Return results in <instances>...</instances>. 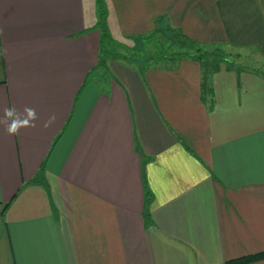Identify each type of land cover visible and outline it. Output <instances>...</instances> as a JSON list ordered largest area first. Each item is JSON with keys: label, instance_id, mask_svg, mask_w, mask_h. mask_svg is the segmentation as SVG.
I'll list each match as a JSON object with an SVG mask.
<instances>
[{"label": "crops", "instance_id": "obj_1", "mask_svg": "<svg viewBox=\"0 0 264 264\" xmlns=\"http://www.w3.org/2000/svg\"><path fill=\"white\" fill-rule=\"evenodd\" d=\"M93 2L0 0V264L264 251V0L105 1L122 40L168 30L236 50L208 76L190 57L98 70ZM13 121L27 124L10 136Z\"/></svg>", "mask_w": 264, "mask_h": 264}, {"label": "rangeland", "instance_id": "obj_2", "mask_svg": "<svg viewBox=\"0 0 264 264\" xmlns=\"http://www.w3.org/2000/svg\"><path fill=\"white\" fill-rule=\"evenodd\" d=\"M106 0H94L90 10L87 13V19H90V24L93 29L101 24H105L107 35L102 39V48L105 46L106 52L109 53V58L115 61L127 62L132 65L144 66L147 63L153 64H166L167 59L174 61L175 59L183 60L189 58L187 54H194L197 56H203L201 59V65L208 74L213 70V62L217 63L221 58L225 59L229 64H232L234 58L237 57L236 50L232 49L230 55H224L220 50L214 52L203 51L209 54V57L194 52L195 49L188 47V44H193L186 37L187 44L184 45L181 42H174L170 32L163 31L162 34H158L153 37H146L138 41L133 39H120L117 33L111 31L110 25L106 19L108 8L106 6ZM111 31V33H110ZM172 39V40H171ZM194 45V44H193ZM198 49L197 46L194 45ZM183 53V54H179ZM220 58V59H219ZM216 66V64H215ZM99 70V69H98ZM102 70V69H101ZM104 71V70H103ZM208 77H206L207 79ZM208 80L206 81V84Z\"/></svg>", "mask_w": 264, "mask_h": 264}, {"label": "trees", "instance_id": "obj_3", "mask_svg": "<svg viewBox=\"0 0 264 264\" xmlns=\"http://www.w3.org/2000/svg\"><path fill=\"white\" fill-rule=\"evenodd\" d=\"M106 24V23H105ZM105 24H101L100 26H97L95 29L98 30L99 32V42H98V69H102V70H106L107 69V61L110 59L109 58V53L106 52L105 50V46H103L102 48V39L104 38L105 35H107L106 33V26ZM168 31V30H167ZM171 34V37L173 39L174 42H181L184 45L187 44V40L184 38V35L179 32V31H168ZM171 39V40H172ZM188 47L195 49L194 52H199V54L201 53L202 55L204 54L206 58L209 57L208 53H205L203 51H201L200 49H197L196 47H194L193 44H188ZM179 54H183V53H179ZM190 58L198 61L201 63V58L203 56H197L194 54H187ZM203 68V67H202ZM60 135H58L54 141L52 146L55 144V142L57 141V139L59 138ZM43 170V166L40 168L39 172L37 173V175L35 176L33 182L34 183H40L41 182V172ZM152 202V195L151 193L147 190V188L145 189V199H144V208H143V219H144V224L145 226H149L152 223V219H151V213H150V204ZM260 261H264V251H260L254 254H249V255H244L238 258H234V259H230L228 261H225L222 264H253L256 262H260Z\"/></svg>", "mask_w": 264, "mask_h": 264}, {"label": "clouds", "instance_id": "obj_4", "mask_svg": "<svg viewBox=\"0 0 264 264\" xmlns=\"http://www.w3.org/2000/svg\"><path fill=\"white\" fill-rule=\"evenodd\" d=\"M28 111H29V115L34 118V110L29 109ZM6 115L11 116L12 115V109H7L6 110ZM26 124H27L26 121L25 122H16V121H13L12 124L7 128L6 131H7V133L10 136H15L18 133V131L22 127H24Z\"/></svg>", "mask_w": 264, "mask_h": 264}]
</instances>
